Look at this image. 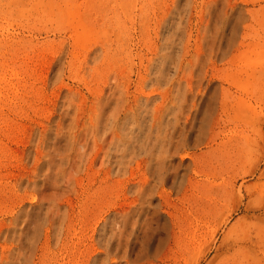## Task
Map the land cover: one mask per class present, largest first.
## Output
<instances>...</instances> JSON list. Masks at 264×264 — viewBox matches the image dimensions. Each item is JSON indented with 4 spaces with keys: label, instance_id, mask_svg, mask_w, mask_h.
Wrapping results in <instances>:
<instances>
[{
    "label": "bare ground",
    "instance_id": "bare-ground-1",
    "mask_svg": "<svg viewBox=\"0 0 264 264\" xmlns=\"http://www.w3.org/2000/svg\"><path fill=\"white\" fill-rule=\"evenodd\" d=\"M173 3L160 21L164 33L168 15L181 6L170 55H163L164 44L156 43L132 70L134 80L120 65L109 71L105 85L89 98L86 143L77 159L69 162L72 142L66 128L70 121L78 124L80 116L59 115L42 135L43 148L31 174L38 184L66 185L77 200L48 209L41 203L25 210L22 226L11 237L27 264H32L41 245H64L76 220L87 231L77 249L78 264H164L165 257L181 245L182 233L194 225L196 232L204 230L198 233L200 245L195 256H190L191 264H200L212 251L215 254L209 263L224 249L246 253L247 230L241 238L236 235L237 229L246 226L251 206L243 201L250 189L245 194L237 187L234 193L209 177L213 169L215 173L225 170L213 165L210 157L220 152L228 157L232 151L213 147L224 116L250 115V100L243 97L246 77L242 84H232L243 92L235 95L222 75L210 71L209 64L234 61L245 43L247 9L239 0H209L201 10L206 51L195 58L190 29L201 6L195 0ZM90 40L92 53L104 48L96 38ZM67 92L63 90V97ZM242 137L244 148L248 139ZM257 143L259 164L264 138ZM82 173L88 176V183L84 184ZM248 173L245 169L242 177ZM204 175L206 178L201 177ZM114 187L124 192L122 200L113 197ZM172 196L189 203L188 207L173 208ZM240 210L245 211L242 221L227 231L220 245H212L210 239L218 227L211 228L210 215L219 211L221 223L227 224ZM194 230L192 236L196 237Z\"/></svg>",
    "mask_w": 264,
    "mask_h": 264
},
{
    "label": "rangeland",
    "instance_id": "rangeland-1",
    "mask_svg": "<svg viewBox=\"0 0 264 264\" xmlns=\"http://www.w3.org/2000/svg\"><path fill=\"white\" fill-rule=\"evenodd\" d=\"M196 1L201 7L190 29L195 58L206 51L207 33L204 38L201 10L209 0ZM239 1L247 9L245 43L234 61L218 60L209 68L222 75L224 84L231 86L235 95L243 92L238 84H232H242L246 77L247 94L243 97L250 100V115L224 116L213 147L219 151L229 147L232 151L228 157L222 152L210 157L213 165H222L225 170L215 173L213 169L209 177L217 186L232 192L240 187L248 194L246 189H250L243 201L250 202V216L246 226L236 230L240 238L247 230V251L244 254L224 249L209 263L215 254L212 251L200 264H264V145L258 164L257 143L261 136L264 138V0ZM173 6V0H0V264H27L11 233L22 226L29 206L44 203L48 209L77 200L66 185L55 188L38 184L31 174L43 148L41 137L45 130L59 115L80 116L78 124L70 121L66 128L72 142L68 159L70 163L76 160L86 143L89 98L105 85L109 71L120 65L134 80L132 70L141 65L143 56L156 43L164 44L163 55H170L181 6L168 15L164 33L160 21ZM218 36L220 39L222 33ZM91 38L104 46L97 54L91 51ZM63 90L68 91L64 97ZM243 135L248 139L244 148ZM245 169L249 173L242 177ZM82 178L84 184L89 182L86 174L82 173ZM113 197L122 200L124 192L114 187ZM171 200L172 207L179 210L189 205L176 196ZM219 213L210 215L211 228L218 227L212 233V245H220L227 231L242 221L245 211L235 212L227 224L221 223ZM76 221L64 245H41L32 264H78L77 249L87 231L81 220ZM194 227L182 233L181 245L165 257L164 264L192 263L190 256H195L199 234L204 230L202 227L196 232ZM193 230L196 237L192 236Z\"/></svg>",
    "mask_w": 264,
    "mask_h": 264
}]
</instances>
